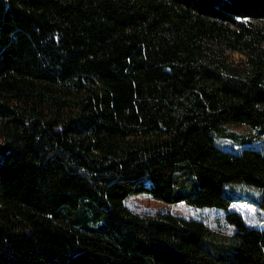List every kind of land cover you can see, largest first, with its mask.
I'll use <instances>...</instances> for the list:
<instances>
[{"label": "trees", "instance_id": "16d2710c", "mask_svg": "<svg viewBox=\"0 0 264 264\" xmlns=\"http://www.w3.org/2000/svg\"><path fill=\"white\" fill-rule=\"evenodd\" d=\"M0 138V264H264V0H0Z\"/></svg>", "mask_w": 264, "mask_h": 264}, {"label": "rangeland", "instance_id": "374dc122", "mask_svg": "<svg viewBox=\"0 0 264 264\" xmlns=\"http://www.w3.org/2000/svg\"><path fill=\"white\" fill-rule=\"evenodd\" d=\"M228 62L235 66L242 65L245 56L238 51H227L224 53ZM227 130L234 132L239 137H252L254 142L259 137L256 136V131L243 124H231ZM0 138V144L2 143ZM230 141H225V145H230ZM127 207L135 214L146 216H159L165 213H170L186 219H196L202 221L211 231L212 235L219 240H229L235 233V228L225 219V211L217 208H198L188 206L185 203L168 204L163 201L153 198L146 193L130 195L125 200ZM230 210L239 212L246 224L251 227L264 229V211L253 204L246 202H235L231 204Z\"/></svg>", "mask_w": 264, "mask_h": 264}]
</instances>
